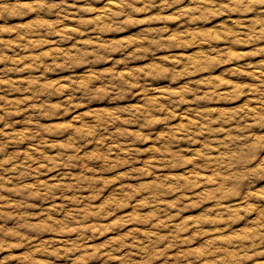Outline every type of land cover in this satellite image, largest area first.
<instances>
[{
	"label": "rangeland",
	"instance_id": "rangeland-1",
	"mask_svg": "<svg viewBox=\"0 0 264 264\" xmlns=\"http://www.w3.org/2000/svg\"><path fill=\"white\" fill-rule=\"evenodd\" d=\"M226 2L0 0V264H264L216 163L264 136V5Z\"/></svg>",
	"mask_w": 264,
	"mask_h": 264
},
{
	"label": "clouds",
	"instance_id": "clouds-1",
	"mask_svg": "<svg viewBox=\"0 0 264 264\" xmlns=\"http://www.w3.org/2000/svg\"><path fill=\"white\" fill-rule=\"evenodd\" d=\"M201 5L202 7L222 6L221 0H201ZM257 5H264V0H227V2L223 4V10L252 12L253 8ZM39 6L40 0H37V7ZM154 108L159 109V105H147L144 109L141 110L140 115L143 117H150L151 111ZM159 122L163 121H157L155 119L148 120L149 124ZM137 139L143 140L145 138L141 135L138 136ZM160 139L163 141L161 150L159 151L161 159L172 156L173 154L171 153L169 147L171 140H169V138L167 137H161ZM242 143L244 144L243 148L237 149V151L235 152H230V155L228 157L224 158V160L222 161H217L216 163L221 168V170H236L237 168L245 169V172L240 176L241 180L248 179L249 176H252L254 178H264V166H261L259 168H252L250 172L248 171V167L259 160L262 155H264V136L255 138L245 137ZM208 163H213V161L210 160L208 161ZM112 166L116 167L117 164L113 163ZM6 235H18V233H7ZM8 246L9 245L4 242L3 238H0V251L5 250Z\"/></svg>",
	"mask_w": 264,
	"mask_h": 264
}]
</instances>
